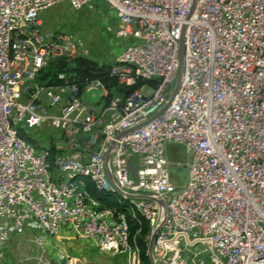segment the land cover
<instances>
[{"label": "built area", "instance_id": "built-area-1", "mask_svg": "<svg viewBox=\"0 0 264 264\" xmlns=\"http://www.w3.org/2000/svg\"><path fill=\"white\" fill-rule=\"evenodd\" d=\"M95 1L0 0V253L29 237L39 253L18 264H78L47 258L66 231L141 264L128 213L149 223L151 264H264V0H100L116 18L106 32L128 42L110 76L156 85L109 103L98 80L36 85L51 60L88 54L82 37L43 29L41 12ZM93 90L100 100L88 106ZM20 125L58 131L65 153L37 148ZM172 145L189 157L181 185ZM82 178L125 212L102 206Z\"/></svg>", "mask_w": 264, "mask_h": 264}, {"label": "rangeland", "instance_id": "rangeland-1", "mask_svg": "<svg viewBox=\"0 0 264 264\" xmlns=\"http://www.w3.org/2000/svg\"><path fill=\"white\" fill-rule=\"evenodd\" d=\"M99 1V0H98ZM115 13L106 4L92 3L81 9H73L67 4L51 6L40 14L43 29L64 31L82 37L86 42L88 54L84 56L91 61L104 65H113L128 45L127 41L113 37L106 32L107 25H114ZM100 91L93 90L83 96L88 106H94L100 100ZM97 109V108H96ZM21 133L37 148H50L55 156L65 153V138L58 131L43 125L36 129H27L19 126ZM169 159L172 161L170 175L177 185H181L187 178V162L189 157L184 147L172 145L169 147ZM65 245L48 252V260L68 255L74 258L78 264H125L121 255L112 256L101 252L91 241H85L75 237L72 233L61 232ZM49 243L55 244V240L49 238ZM51 249V248H50ZM39 249L32 243L31 238L14 237L8 248L0 253V263L18 264L20 261L34 257Z\"/></svg>", "mask_w": 264, "mask_h": 264}, {"label": "trees", "instance_id": "trees-1", "mask_svg": "<svg viewBox=\"0 0 264 264\" xmlns=\"http://www.w3.org/2000/svg\"><path fill=\"white\" fill-rule=\"evenodd\" d=\"M96 2L104 3L100 0L94 3ZM110 70L111 65L99 64L84 57H77L69 61L65 59H54L36 76L34 83L40 87L50 88L63 86L65 82H68V84H75L82 89L90 82L98 80L107 90V96L104 98L106 103H109L114 95L128 94L145 83L152 86L156 85V83L152 81H138L134 87L125 88L120 86L114 77L110 76ZM19 134L21 137L28 140L21 133L20 129ZM81 180L84 182L90 195L99 201L102 206L125 212L124 207L121 205L123 200L119 196L102 194L94 188L89 179L82 178ZM126 216L130 235L135 238L140 248L141 264H151L148 256V221L139 215H137L135 219L128 213H126Z\"/></svg>", "mask_w": 264, "mask_h": 264}, {"label": "water", "instance_id": "water-1", "mask_svg": "<svg viewBox=\"0 0 264 264\" xmlns=\"http://www.w3.org/2000/svg\"><path fill=\"white\" fill-rule=\"evenodd\" d=\"M180 60H181V56H180ZM152 242H153V236L151 237V239L149 240V243H148V252L151 251Z\"/></svg>", "mask_w": 264, "mask_h": 264}, {"label": "crops", "instance_id": "crops-1", "mask_svg": "<svg viewBox=\"0 0 264 264\" xmlns=\"http://www.w3.org/2000/svg\"><path fill=\"white\" fill-rule=\"evenodd\" d=\"M50 248H51V247H50ZM50 248L47 247V251H48V252L52 251V248H51V249H50ZM55 248H57V247L55 246V247L53 248V250H54ZM47 251H46V252H47ZM47 257H49L48 254H47Z\"/></svg>", "mask_w": 264, "mask_h": 264}]
</instances>
